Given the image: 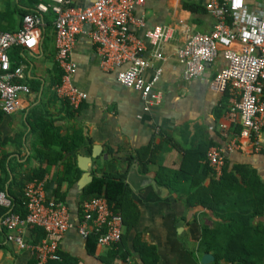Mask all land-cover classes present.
<instances>
[{"label": "crops", "instance_id": "crops-1", "mask_svg": "<svg viewBox=\"0 0 264 264\" xmlns=\"http://www.w3.org/2000/svg\"><path fill=\"white\" fill-rule=\"evenodd\" d=\"M37 1L0 0V30H19L23 14L30 12ZM70 1L87 6L95 0ZM208 1L144 0L135 6L130 32L145 41L143 55L154 63L144 76L150 79L155 66L163 70L156 85L162 98L150 110L145 109L139 91L122 85L115 70L102 68L96 45L86 33L79 34L72 57L77 64L74 83L89 98L74 109L67 99L58 96L55 87L63 71L55 61L52 13L45 15L37 51L20 47L9 50L12 65L24 67V81L31 87V93L20 97L15 111L5 112L0 107V186L13 197L18 196L21 189L13 182L26 180L38 168L45 169L43 182L47 197L64 199L71 212V225L59 242L60 255L69 259L65 264H108L105 257L113 246L97 244L90 252L86 238L78 231L82 189L77 182L84 172L78 158L80 154L90 156L95 145L101 150L89 163L90 174L122 176L129 189L126 201L131 227L127 229L124 224L120 241V247L131 252L129 263L145 264L139 251L143 245L153 249L159 264H211L215 259L213 253L200 249L203 227L215 226L212 212L195 202L189 204L188 192L192 186L185 177L176 184L178 189H173L159 182L156 174L160 166L178 170L186 149L212 141L222 146L240 128V115L232 111L231 96L224 101V93H217L212 86L227 64L224 57L219 55L206 66L202 77L192 80L184 79V65L177 58V50L189 36L213 30L216 19L208 9ZM247 4L257 9L263 7L264 0H247ZM158 25L169 26L174 32L162 45V59L154 57L147 37V31ZM75 130H81L84 135L79 148L66 153L55 164L41 162L36 152L43 142H54L51 149L59 151L60 142ZM148 150H152L151 154ZM65 159L73 162L75 171L79 170L74 184L61 179ZM227 159L231 166L241 163L254 168L264 182V150H251L245 140L244 147L229 152ZM191 164H187V169H191ZM209 182L210 174L201 185L207 186ZM258 221L264 223V214L256 218L255 225ZM35 228H25V239L30 243L41 240ZM206 253L214 256L209 263L202 261ZM115 262L120 263V259ZM0 264H37V259L30 249L18 248L0 235Z\"/></svg>", "mask_w": 264, "mask_h": 264}, {"label": "built area", "instance_id": "built-area-1", "mask_svg": "<svg viewBox=\"0 0 264 264\" xmlns=\"http://www.w3.org/2000/svg\"><path fill=\"white\" fill-rule=\"evenodd\" d=\"M143 1L95 0L90 5L79 6L70 0H38L23 16L19 30H0V107L5 112L15 111L20 97L31 93V87L24 81V67L12 65L9 50L20 47L37 51L42 39L41 27L49 13L54 15L55 61L63 71L55 89L72 108H80L89 98L74 83L77 64L72 54L81 33L88 34L96 45L102 68L115 70L122 85L140 92L146 110L160 103L162 94L156 85L163 70L155 66L150 79L144 76L145 70L154 63L143 55L145 41L130 32L133 10ZM208 9L216 19L213 30L192 34L176 54L184 65L185 80L202 77L206 66L219 55L227 62L212 86L217 93H229L232 111L240 115V128L224 145H213L207 151L214 176L219 178L227 154L242 149L245 140L251 150H264V5L251 9L247 0H209ZM173 35L169 26L158 25L147 31L154 57L163 58L162 45ZM24 191L25 216L11 210V197L0 189V205L7 208L0 217V231L4 230V239L18 248L30 249L37 264H51L61 259L59 242L71 225L70 208L62 198L47 197L43 180L28 183ZM81 208L78 231L83 237L97 233V243L101 246L120 243L124 220L114 204L105 196H94L84 200ZM26 227H39L45 236L37 243H30L25 239Z\"/></svg>", "mask_w": 264, "mask_h": 264}, {"label": "trees", "instance_id": "trees-1", "mask_svg": "<svg viewBox=\"0 0 264 264\" xmlns=\"http://www.w3.org/2000/svg\"><path fill=\"white\" fill-rule=\"evenodd\" d=\"M28 13L25 12L23 16ZM229 93L225 92L224 101H228ZM84 135L81 130H75L71 136H66L60 142V150L53 151L54 142H43L37 148V156L41 162L48 165L55 164L64 159L66 153L79 148L83 143ZM218 144V142H204L186 149L181 166L178 170H172L165 166L157 169V178L159 182L178 189L176 184L183 177L190 182L192 188L189 192V204H197L212 212L215 217V226L213 228L203 227L200 249L204 252H211L215 259L211 264H264V223L256 218L264 214V182L261 180L258 172L246 164L231 163L227 159L223 166L222 175L219 178L214 176L207 159L208 149ZM152 150H148L151 154ZM149 159H152L149 157ZM192 162L191 169H187V164ZM65 173L61 179H67L74 184L79 178V170L75 171V166L71 160L65 159ZM189 166V168H190ZM145 170H147L145 164ZM34 174L26 176V180H15L13 183L20 187V195L13 197L7 191L13 201L12 211L23 216L27 214L25 206V186L29 181L39 182L45 176V169L38 168ZM210 174V182L207 186H202V180ZM0 189L5 190L0 186ZM128 186L122 176L116 174L95 175L93 180L87 184L81 193V202L79 207L80 218L82 216V203L84 200L94 196H105L110 204H114L117 210L123 214L124 224L130 229L128 217V203L126 196ZM195 202V203H190ZM7 212V208L0 205V216ZM5 231H0L4 235ZM35 233L39 240L45 236V232L35 228ZM87 248L90 252L95 250L98 242V234L91 233L86 237ZM255 242V243H252ZM35 241L34 243H36ZM120 243L112 246L105 257L108 264H132L128 257L131 252L127 248L120 247ZM140 249V250H139ZM143 255L145 264H159L157 257L151 247H139ZM120 263H116L117 259ZM69 259L61 255L60 261H52L51 264H65ZM226 261V263H224ZM72 264H75V262Z\"/></svg>", "mask_w": 264, "mask_h": 264}, {"label": "water", "instance_id": "water-1", "mask_svg": "<svg viewBox=\"0 0 264 264\" xmlns=\"http://www.w3.org/2000/svg\"><path fill=\"white\" fill-rule=\"evenodd\" d=\"M101 147L98 145H95L93 147L92 154L90 156L85 155H79L78 158V164L80 169H82L83 175L80 177V179L77 182V185L80 189H83L87 184H89L93 180V176L90 174L89 170V163L92 161L94 157H97V155L100 153ZM214 259V256L211 253H206L203 255L202 261L204 263H209Z\"/></svg>", "mask_w": 264, "mask_h": 264}]
</instances>
